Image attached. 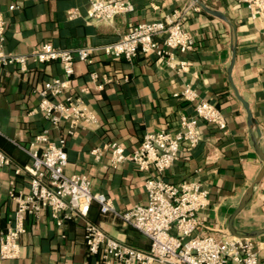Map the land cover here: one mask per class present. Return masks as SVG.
I'll return each mask as SVG.
<instances>
[{
    "label": "crops",
    "instance_id": "1",
    "mask_svg": "<svg viewBox=\"0 0 264 264\" xmlns=\"http://www.w3.org/2000/svg\"><path fill=\"white\" fill-rule=\"evenodd\" d=\"M201 1L222 18L209 15L190 0H126L134 11L110 22L87 18L90 0H0V14L6 19L2 50L5 54L29 55L47 44L61 50L98 48L115 43L136 23L163 22L178 11L183 29L194 40L192 51L176 55V62L184 59L188 63L184 73L165 68L151 54L127 62L94 53L91 64L76 61L65 94L80 97L97 121L92 128L67 137L65 174L86 175L91 192L106 195L118 212L145 204L144 173L130 163L112 168L108 150H103L99 160L90 152L110 143H119L127 153L132 152L147 132H158L167 125L177 130L179 117L194 114L193 104L179 96L189 85L200 100L221 111L227 127L221 131L199 123L198 146L189 150L183 145L179 160L162 177L169 183L197 182L208 190L205 208L196 216V234L221 241L233 237L230 218L261 167L245 110L232 86L258 123L264 154V21L252 17L245 5L233 0ZM73 12L76 17L72 18ZM233 49L234 64L228 73ZM27 62L23 72L17 65L0 67V150L12 163L0 168V241L16 209L15 201L8 197L11 184L16 193L29 190L28 176L14 175L15 168L30 164L20 147H28L45 129L50 128L51 140L64 135L65 129L64 124L60 131L51 127L37 108L38 91L44 84L63 79L59 62ZM104 78L111 82L104 83ZM101 83L102 89L97 90ZM88 212L86 220L113 240L136 250H149L150 242L144 235L111 214L102 215L96 203ZM231 225L237 233L264 229V176ZM25 231L18 240L19 258L0 264H100L99 257L91 256L84 246L83 220L74 219L58 229L45 212L38 222L28 219ZM249 240L264 264V233Z\"/></svg>",
    "mask_w": 264,
    "mask_h": 264
},
{
    "label": "built area",
    "instance_id": "2",
    "mask_svg": "<svg viewBox=\"0 0 264 264\" xmlns=\"http://www.w3.org/2000/svg\"><path fill=\"white\" fill-rule=\"evenodd\" d=\"M233 1L245 5L252 17L264 21V0ZM12 9L13 6L9 8ZM88 9L89 20L102 22H110L118 15L134 11L132 4L126 0H90ZM195 10L198 8L195 7ZM71 17H76V13H71ZM181 19L182 15L175 11L163 22L136 23L115 43L98 48L61 50L47 44L29 55H11L2 50L6 19L0 14V67L17 65L23 72L28 60L42 64L59 62L63 79H52L44 84L38 91L40 100L37 108L51 127L60 131L59 127L65 125L64 135L57 140L49 139V128L35 135L28 147H20L29 156L30 164L15 168L14 175L28 176L29 190L26 194L16 193L11 184L8 191L16 209L0 241V261L19 258L18 240L26 232L27 220L38 222L47 212L58 229L74 219L83 220L84 246L91 256L99 257L100 264H263L257 257L253 241L249 239L228 237L218 241L210 235H197L196 216L205 208L208 190L197 182L169 183L162 177L179 160L183 145H187L189 150L198 146L199 123L215 126L221 131L227 127L221 111L200 100L189 85L179 96L193 104L194 114L179 117L177 130L172 131L167 125L158 132H147L132 152L127 153L119 143H110L90 152L94 160H99L103 150H108L112 168L130 163L144 173L147 176L144 182L147 193L145 204L118 212L106 195L91 192V181L86 175L65 174L67 137L78 130L92 128L97 121L80 97L65 94L72 82L76 61L91 64L94 53L127 62L151 54L165 68L184 73L188 63L184 59L176 62V55L192 51L194 40L183 29ZM92 77L97 79L94 75ZM108 82H111L110 79L104 78V83ZM102 87L101 83L97 90ZM11 165L10 159L0 150V168ZM93 203L99 206L102 215L111 214L144 235L150 242L149 250H136L120 244L87 221Z\"/></svg>",
    "mask_w": 264,
    "mask_h": 264
},
{
    "label": "water",
    "instance_id": "3",
    "mask_svg": "<svg viewBox=\"0 0 264 264\" xmlns=\"http://www.w3.org/2000/svg\"><path fill=\"white\" fill-rule=\"evenodd\" d=\"M194 5H196L198 8L200 7L203 11H205L206 13H208L209 15H212L213 17H220L222 18L221 14H219L217 11L214 12L212 10H210L207 6H205L201 0H190ZM232 61L228 70V73L231 72V69L233 67L234 64V49L232 50ZM232 90H234L236 98L238 99V101L240 102L241 106H243L245 113H246V121L248 123V130H249V134H250V140L252 141L253 144V149L256 153V155L259 157L260 161H261V167L258 170V174L256 175L254 181L251 183V185L246 189L245 194L243 195V197L241 198L237 210L233 213V215L230 218V227H229V231L231 233V235L233 237L236 238H245V239H254L256 238V236L264 233V229L262 230H256V232H252V233H237L232 225H231V221L234 219V217L239 214V212L243 209V207L249 202V200L251 199L252 195L254 194L255 191V187L261 182L263 176H264V154L262 153L261 149H260V138H261V130L259 129L258 123L255 121L254 117L251 114L250 111V107L247 105V103L242 99V97L238 94L237 89H235L232 86Z\"/></svg>",
    "mask_w": 264,
    "mask_h": 264
}]
</instances>
